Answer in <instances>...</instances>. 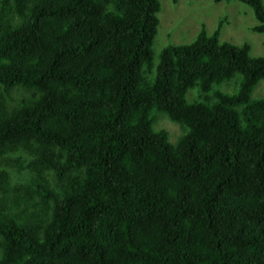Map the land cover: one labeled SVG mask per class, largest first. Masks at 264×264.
Instances as JSON below:
<instances>
[{"label":"trees","instance_id":"1","mask_svg":"<svg viewBox=\"0 0 264 264\" xmlns=\"http://www.w3.org/2000/svg\"><path fill=\"white\" fill-rule=\"evenodd\" d=\"M159 11L0 0V264H264V58L221 20L154 64Z\"/></svg>","mask_w":264,"mask_h":264},{"label":"rangeland","instance_id":"2","mask_svg":"<svg viewBox=\"0 0 264 264\" xmlns=\"http://www.w3.org/2000/svg\"><path fill=\"white\" fill-rule=\"evenodd\" d=\"M264 6V0H262ZM159 25L153 43L154 64L158 61L161 49L168 45H182L192 42L204 25L206 33L211 35L219 21L221 24L219 40L233 45L246 44L249 46L251 57L264 58V35L254 33L251 27L256 24L252 10L237 1L214 3L212 0H178L175 4L169 0H160V11L157 14ZM235 87L234 79L224 83L221 90L232 91ZM237 89V87H236ZM232 93V92H231ZM264 95V80L260 81L252 91V99ZM196 98V90L190 89L187 101ZM158 115L156 129H164L169 136V141H175L180 134L176 124ZM181 135V134H180Z\"/></svg>","mask_w":264,"mask_h":264}]
</instances>
